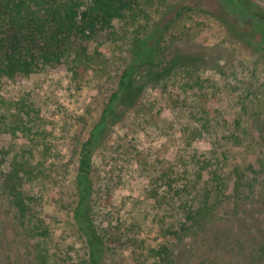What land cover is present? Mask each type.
<instances>
[{"label":"rangeland","instance_id":"374dc122","mask_svg":"<svg viewBox=\"0 0 264 264\" xmlns=\"http://www.w3.org/2000/svg\"><path fill=\"white\" fill-rule=\"evenodd\" d=\"M138 3L112 28L73 44V55L87 44L94 59L85 75L63 64L52 73L4 82L1 95L7 108L0 114L5 113L15 132L0 136V264H83L86 250L73 218L79 150L129 64L133 44L150 33L167 53L191 51L196 66L152 83L113 138L97 151L95 218L103 232L121 239L110 244L114 248L107 261L158 264L151 251L162 247L174 251L179 264H194L205 256L218 257L222 264L240 259L239 245L216 247L193 236L178 239H186L187 233H181L186 199L199 195V188H212L211 171L228 176L237 168H261L264 41L251 23L241 21L220 0ZM242 3L264 22V0ZM199 124L207 130L202 135ZM158 155L166 163L177 161L175 176L182 178L176 187L185 185L186 178H198L199 161L205 162L198 189L181 198L156 181ZM7 179L33 198L24 219L8 202L2 185ZM227 185L230 189L233 181ZM229 196L228 190L216 198L226 211L224 222L233 214ZM224 227H231L230 222Z\"/></svg>","mask_w":264,"mask_h":264},{"label":"trees","instance_id":"16d2710c","mask_svg":"<svg viewBox=\"0 0 264 264\" xmlns=\"http://www.w3.org/2000/svg\"><path fill=\"white\" fill-rule=\"evenodd\" d=\"M220 1L241 21L251 23L264 41V22L242 3L243 0ZM240 4L244 8H240ZM136 7H139L138 0H0V110L7 108L6 100L1 95L7 80L21 82L33 75L52 73L63 64H68L70 71L75 74L88 73L94 59L87 44H83L80 52L75 55L71 51L73 44L77 41L89 42L101 29L112 28L117 19L123 18L128 10ZM182 11L180 9L178 14L181 15ZM168 29L169 25L160 31L162 37ZM152 36L151 33L147 34L133 44L129 64L105 104L100 119L79 150L75 175L77 201L73 218L86 250L83 264H109L107 254L114 248L110 244L121 240L103 232L95 218L98 195L95 156L98 149L113 138L115 128L126 120L128 112L139 105L146 91L152 88V83L172 78L173 74L183 68L196 66L190 61L193 56L191 51L179 49L167 53L159 48L160 39ZM260 45L263 46V43ZM196 109L202 111L199 104ZM5 116V113L0 114V136L15 132V127L8 124ZM204 126L199 124L196 128L200 135L207 132ZM156 158L158 176L155 180L167 185L174 196L183 198L198 189V183L204 178L202 171L207 166L205 162L199 161L202 166L197 171L198 178H186L185 185L176 187L182 178L175 176L177 161L166 163L159 155ZM181 159L180 155L178 161ZM257 162V165L261 164L260 169L256 165L243 170L237 168L228 176L218 173V169L211 171L212 188H199V195L194 193L186 199L182 209L184 222L181 233L190 235L186 234V239L178 240L185 241L193 236L202 238L207 245L212 242L216 247L224 244L239 245L240 259L230 264H264V158ZM7 180H3L2 185L3 190L8 191V202L17 209V215L24 219L31 212L33 198L19 188V184L12 183L11 186L12 180ZM230 180L233 186L228 189L227 183ZM228 190L233 214L224 222L226 211H221L220 201L216 198ZM200 196L203 197L200 199ZM257 216L260 223L254 226L258 222ZM228 222L231 227H224ZM243 227L246 232L240 230ZM235 229L238 239L232 237ZM151 253L159 260L158 264L181 262L168 247L154 249ZM194 264H222V261L218 257L205 256Z\"/></svg>","mask_w":264,"mask_h":264}]
</instances>
